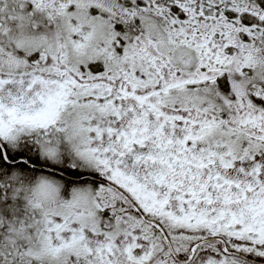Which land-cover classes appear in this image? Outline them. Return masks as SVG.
<instances>
[{
	"label": "snow or ice",
	"instance_id": "1",
	"mask_svg": "<svg viewBox=\"0 0 264 264\" xmlns=\"http://www.w3.org/2000/svg\"><path fill=\"white\" fill-rule=\"evenodd\" d=\"M0 264H264V0H0Z\"/></svg>",
	"mask_w": 264,
	"mask_h": 264
}]
</instances>
